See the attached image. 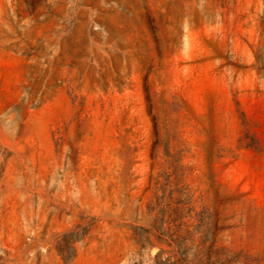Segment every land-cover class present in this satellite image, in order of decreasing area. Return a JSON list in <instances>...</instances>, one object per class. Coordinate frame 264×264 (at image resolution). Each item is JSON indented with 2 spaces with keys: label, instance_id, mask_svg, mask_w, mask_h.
<instances>
[{
  "label": "rangeland",
  "instance_id": "rangeland-1",
  "mask_svg": "<svg viewBox=\"0 0 264 264\" xmlns=\"http://www.w3.org/2000/svg\"><path fill=\"white\" fill-rule=\"evenodd\" d=\"M0 264H264V0H0Z\"/></svg>",
  "mask_w": 264,
  "mask_h": 264
}]
</instances>
